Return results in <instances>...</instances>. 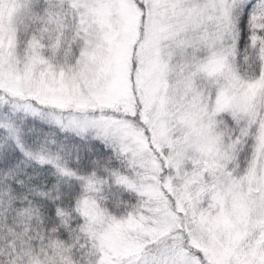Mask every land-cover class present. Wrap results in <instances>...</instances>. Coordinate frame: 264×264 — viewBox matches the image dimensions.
I'll return each mask as SVG.
<instances>
[{"label": "snow or ice", "instance_id": "1", "mask_svg": "<svg viewBox=\"0 0 264 264\" xmlns=\"http://www.w3.org/2000/svg\"><path fill=\"white\" fill-rule=\"evenodd\" d=\"M0 264H264V0H0Z\"/></svg>", "mask_w": 264, "mask_h": 264}]
</instances>
